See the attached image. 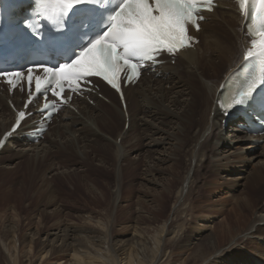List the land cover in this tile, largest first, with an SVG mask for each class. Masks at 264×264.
I'll return each instance as SVG.
<instances>
[{
  "label": "bare ground",
  "instance_id": "1",
  "mask_svg": "<svg viewBox=\"0 0 264 264\" xmlns=\"http://www.w3.org/2000/svg\"><path fill=\"white\" fill-rule=\"evenodd\" d=\"M210 18L212 20L204 24V29L200 34L202 43L199 48L182 53L175 65L166 63L158 67L155 73L159 77H156L155 80L146 76L138 85L129 87L126 90L127 113L123 111L120 104L119 106L116 104L115 94L111 90H107L112 100L110 106L114 109H107L105 107L106 103L102 99L96 100L97 107H93L86 102H80L78 114L72 110H67L59 119V124H57L58 119L55 120L56 125L50 127L49 132L53 130L57 137L61 136V138L65 139L61 144L52 142L61 157L60 159L70 162L71 165H74L73 167H84L83 171L80 170L83 174L79 178V182L74 181L77 189L86 182L84 185L87 187L88 194L94 195L93 206L100 207L109 213L105 218L97 216L98 211H90V206L85 204L79 208L83 212V217L92 221L89 223L94 222L98 225V228L88 226L89 224L85 226H83L84 224L77 226L67 225L59 233H48L45 239L35 238L36 234L44 231L45 227L39 229L37 233L34 232L33 234L22 236L19 226L5 225L1 232L0 240L11 258L12 256L16 257L17 250L20 251L28 247V262L30 264L34 263L33 258L36 257H41V264H58L69 254L71 255L70 259L65 261V263L69 261V264H173L176 257L181 258L183 255L185 257L182 258L181 264H187L191 260L199 264H210L208 260L211 256L218 253L223 240L212 241V237H209L196 248H192L193 239L187 238L188 235L185 229L187 227H184L183 222L178 218L181 213H187L192 209L191 206L187 207L185 203L190 198L191 193L189 192L191 190L194 191L193 188L196 186L198 188L202 186L197 185L200 181H197L195 172L200 170V165L204 164L203 160L208 154L204 152L203 146L213 144L214 139H217V142L213 145L220 146L223 143L222 141H224L220 137L224 132L222 121L224 117L217 104L222 94V91L219 92V86L240 59V41L237 39L238 32L235 29L236 15L231 10L220 9ZM167 84L170 85V91H167L164 87ZM18 96L19 93H16L15 101H18ZM171 107H175V110H171ZM140 114H144L145 117H151L153 121L149 122L146 119H142L139 116ZM0 118L1 136L9 129L13 120V112L3 95H0ZM121 122L123 126L128 124L127 131H123V128L119 129ZM230 123L232 125L231 130H234V133L236 132L235 135L232 134L233 138L236 139L235 141H258L264 138V136H240L239 132L246 133L239 126L242 121L231 120ZM115 127L118 129L115 131L114 142L110 145L105 134L109 131H114ZM33 128H36L33 118L24 121L20 130L7 142L0 155L11 143L18 147L16 154L24 156L27 151L32 150L24 146L30 145L32 139L28 135L29 130ZM132 131H135L137 139L142 137L150 138L151 142L149 143H154L157 147H164L168 143L171 144L170 140H176L177 144H172L170 147L165 146V148L172 150L171 154L177 156L171 158L173 160L172 170L177 169V158L188 144L191 145L189 155H191V160L195 162L193 173L189 170L184 177L168 180L169 182L164 185L159 195L152 200V206H146L140 202V210H146L147 215L140 213L138 222L146 225L157 224V228L153 229V234L151 235L153 244L150 246L145 240L142 241L134 235L132 239H114L111 238L112 236L110 237L108 231L111 226L113 227L114 222H118L119 217H115L116 219L111 221V208L108 206L111 201H108L112 199V195L109 196L100 183L93 181L89 177V171H95L94 158H91V154L103 163H109L113 160L112 164L116 168L118 160L111 153L113 150L112 146L117 153V159L120 158L119 153L124 148L122 157L123 160H126V164H122L119 167L121 175L117 182L119 196L115 199L122 201L125 198L122 195L125 190L123 176L126 171L133 170L139 165V161L135 158L131 159L130 155L132 151H138L139 147H141H138V142H132L126 146L123 144L127 142L125 140ZM156 134L161 137L156 138L154 136ZM120 137L121 145H118L117 141ZM128 139L130 140V138ZM219 139H222V141ZM52 148L45 150L43 152L44 155L33 162L32 158H28V163L32 167L29 174V184L25 186L26 182L22 180L20 187L16 190L13 189L15 192L12 190L13 193H10V197L7 200L18 201L21 199L24 201V199H27L29 201L28 212L36 208L34 203L38 200L48 198L51 201L47 202L46 205L51 203L55 205L57 199L54 197L55 195L56 197H61L59 195L61 190L53 184L54 181H51L54 177L48 180L43 174H36L38 160H41L40 165H44L43 160H45L47 154L54 151ZM219 148L221 149L222 147ZM64 151H68L69 155L65 156L63 154ZM216 154L218 153L216 152ZM227 159L226 157L227 164L222 160H216L214 170L218 172L231 171L229 167H226L231 161ZM61 160L59 161L60 163ZM165 160V157L158 159L161 163ZM50 166H46V169H50ZM75 170L77 169H74V171L69 170V172L64 173L63 177L68 181H72L78 175ZM148 172L152 173L151 170H148ZM241 179L245 180L242 192L245 195V199L239 204V208L244 220V227L246 228L243 231L235 232L231 236L234 237L242 233V236L236 239V244H244L249 237L264 236V165L255 167L247 177H242ZM82 180L86 181L82 183ZM147 180L149 182L152 181L151 179ZM239 184L238 182L237 185ZM42 188L44 189L41 190ZM96 190L100 191L101 198L96 196ZM11 194L13 195L11 196ZM192 198L195 199L194 196ZM169 201L173 203L172 208L167 205ZM121 207L120 204L117 205V212L121 210ZM62 210L63 208L60 207L52 212H48L45 209V211L41 212L42 219H58L62 214ZM83 217L80 218L84 220ZM170 217L172 219L168 223ZM139 231L137 230V232ZM233 245L227 251H223L224 253L220 256L223 255L225 260H227L233 251L231 250ZM254 255L257 264H260L261 261L264 262L263 253L255 252ZM245 258L247 259L246 255H244L243 260Z\"/></svg>",
  "mask_w": 264,
  "mask_h": 264
},
{
  "label": "rangeland",
  "instance_id": "2",
  "mask_svg": "<svg viewBox=\"0 0 264 264\" xmlns=\"http://www.w3.org/2000/svg\"><path fill=\"white\" fill-rule=\"evenodd\" d=\"M164 87L167 91H170L171 89L170 85L168 84L164 85ZM115 102L119 106V102L118 100H116V97ZM105 103L107 104H105V107L107 109H114L106 101ZM93 107H97V105ZM174 108L175 107H171V110H175ZM139 116L149 122L153 121L151 120V117H145L144 114H140ZM59 123L60 122L58 121V124ZM53 125L55 126V123ZM122 128L124 129L123 131H127L128 124H125L123 126V123L121 122V126L119 125V129ZM231 128L232 125L230 122L227 125L223 126L224 132L221 136H219L224 141H222V139H219L223 142L220 146L213 145L215 142H217V139L213 140V144L203 146L204 152L208 154H206V158H204L203 160L204 164L200 165V170L198 172L196 171L197 173L195 172V176L198 179L197 181H200L197 185L202 186L199 188L196 186L197 188H193L194 191L191 190V192H189L191 193L190 198L187 199L185 203L187 207L191 206L192 209L187 213H181L178 218L183 222L184 227H187L185 228L188 235L187 238L193 239V245L191 246L192 248H196L199 244H202L209 237H212V241L223 240V242L221 243V249L216 255L211 256V258L208 260L210 264H257L254 253L261 252L264 254V236L252 238L249 237L246 242H244V244L235 243L236 239L239 238V236H242V233L239 235H235L234 237L231 236L235 232L240 230L243 231L246 228L244 227V220L239 208V204L243 201V199H245V195L242 194L245 180L241 178L247 177L255 167L264 165V141H235L236 139L233 138L232 134L235 135L236 132L234 133V130H231ZM117 129L118 128L115 127L114 131L112 130L105 134L110 145L114 142V138L116 136L115 131H117ZM135 134V131H132L128 137L130 138V140L127 138L125 140L127 142L123 143L126 146L127 144H130L132 142H138V147H141H139L140 149H138V151L131 152V159L135 158L137 161H139V165L133 170H129L128 172L126 171L125 175L123 176V180H125L126 182L124 181L125 190L122 194L125 198L122 201L115 198L119 196V188L117 185V182L121 176L119 167L122 164H126V160H123L122 157L124 148L121 149V152L119 153L120 158L117 159V153L115 151V148H113L112 146L113 150L111 153L113 157L118 160L116 168L115 165L112 164L113 160L109 163H103L93 154H91V158H94L93 163L95 165V171H89V177L93 181L100 183L102 185L101 187L105 190L106 193L108 192L107 194L109 196L112 195V199H110V197L108 196V198L110 199L108 202L111 201L110 205H108L111 208V221H114L116 219L115 217H119L117 220L118 222H114L113 227L111 226L110 230L108 231L110 237L112 236L111 238L114 239H132L134 235L136 236V238H139L142 241L145 240L148 246H150L151 244H153L151 235L153 234V229L155 230L157 228V224L146 225L138 222V215L140 213L143 215H147L146 210H140V202L144 203L146 206H152V200L159 195L164 185L169 182L168 180L176 177H184L186 175V172L189 170H191V172L193 173L195 170V162L191 160V155H189V149L191 148V145L188 144L189 146L187 145L184 151H182L180 156H178L177 158V169L172 170L171 165L173 163V160H171V158L177 156L171 154L172 150L165 148V146L167 145L166 147H170L172 144H177L176 140H170L169 142L171 144L168 143L164 147H157L154 143H149L151 142L150 138L142 137L137 139V136ZM239 135L244 136L247 134L239 132ZM154 136L156 138L161 137L157 134ZM120 140L121 137L117 141L118 145H121ZM64 141L65 139L61 138V136L57 137L52 130L50 132V135L46 136V138L41 139L40 142L31 141L29 146H24L28 149H32L30 151H27V154H25L24 156L16 154L18 147H16L13 143L8 144V148H6L0 155V238L1 232L5 225H14L15 227L19 226L22 236H27L29 234H33L34 232L37 233L39 229H43L45 227L43 229L44 231H42L43 233L38 232V234H36L35 238L40 239H45L48 233H59L60 230L64 229L67 225L77 226L84 224L83 226H85L89 224L88 226L98 228V225H96L94 222L89 223L92 221H89L83 217V212L79 208L83 207L85 204H88L90 206V211H98L97 216L105 218L106 215H108L109 212L104 211V209L102 210V208L100 207L97 208L93 206L92 201H94V195L88 194L87 187L84 185L86 183V180H82V183H85H83L80 188L77 189L75 182H79V178H81L83 174L82 171L84 167H73L74 165H71L70 162L68 163L60 159L61 157L59 156V153H57L56 148L52 144V142H58L59 144H61ZM41 142L42 144L40 145ZM53 146L54 148H52ZM219 147L222 148L220 149ZM48 148H52L54 149V151L47 154L45 160H43L44 165H40L41 160H38V170L36 171V174H43L44 177H46V179L48 180H51L52 177H54V179L51 181H54L53 184L56 187L58 186L57 188L61 190L59 191V195L61 197H56L55 195L54 198L57 199L55 205L52 203L46 205L47 202L51 201V199L49 200L48 198L44 199L45 201L38 200L34 203V205L36 204V208L31 209L32 211L28 212L27 209L29 208V201L27 199H24V201H22L21 199H19L18 201L7 199L10 197V193H13V189L16 190L18 189V187H20L22 180L26 182H24L25 186L29 184V174L32 170V167H30L28 163V158H32L33 162L34 160L43 156V152H45V150H47ZM154 149L157 151H155ZM216 152L218 154H216ZM63 154L65 156H68L69 152L64 151ZM34 156L35 158H33ZM161 157L166 158L163 163L158 161V159ZM226 157L228 158L227 160H231L229 162V165L226 166L229 167L231 171L218 172L217 170H214L216 160H222L223 162H225V164H227ZM60 160L61 163L59 162ZM46 166H50L51 168L47 170ZM73 168L77 169L75 171L76 173H78V175L74 177L72 181H68L65 177H63L64 173L69 172V170L74 171ZM148 170H151L152 173L148 172ZM59 175L60 177H58ZM201 178L203 179V181H201ZM31 179L33 180L32 176ZM146 179H151L152 181L149 182L148 180L146 181ZM227 181L230 183H228ZM225 182L227 183L225 184ZM238 182L240 183L239 185H237ZM85 187L86 189H84ZM43 189L44 188H42L41 190ZM95 194L97 197L101 198L100 191L96 190ZM12 195L13 194H11V196ZM191 196H194L195 199H193ZM118 204L122 206L119 212H117L116 209ZM167 205L169 208L173 207V203L171 201H169ZM59 207L63 208V210L61 216L58 219H42L41 212L43 210L45 211L46 209V211L52 212ZM124 210L126 211L124 212ZM80 217H83L84 220ZM120 217L122 218L120 219ZM127 217L128 219H126ZM171 219L172 217H170L168 223L171 221ZM137 230L140 231L137 232ZM232 245L233 249L231 250L233 251L228 256V258L226 257L227 260H225V257H223V255H220L224 253L223 251H227L228 249H230ZM28 252L29 248L25 247L20 251L17 250V258L15 256H12L11 258L10 255H8V253L5 251V248L3 247V244L0 240V264H30V262H28ZM244 255L247 256V259L245 258L243 260ZM70 256V254L68 256H65V258L62 259V261L58 264H69V261H67V263H65V261L70 259ZM183 257H185V255H183L181 258L176 257L173 264H181ZM33 262V264H41V257L33 258ZM187 264L199 263L191 260ZM260 264H264V262L261 261Z\"/></svg>",
  "mask_w": 264,
  "mask_h": 264
},
{
  "label": "snow or ice",
  "instance_id": "3",
  "mask_svg": "<svg viewBox=\"0 0 264 264\" xmlns=\"http://www.w3.org/2000/svg\"><path fill=\"white\" fill-rule=\"evenodd\" d=\"M102 2L103 0H95V3ZM108 2L110 7L100 8L93 6V0H72L74 5L88 6L79 10L78 18L69 30V34L74 37L73 43L57 46L51 37L45 38L44 41L48 47L59 52L66 62L57 64L49 60L34 61L35 67L43 68L45 73L43 77H34L32 67L28 68V100L24 104V110L18 113L13 131L30 115L29 105L38 95L44 94L46 98L39 111L44 113L49 108L54 111L55 101H47V93L50 92L61 104H65L67 103L63 97L65 89L81 92L90 86L92 77L101 78L123 99L121 73L125 72V82L131 83L138 77L146 62L159 63L158 57L165 54L175 55L180 49L190 46L194 42V37L189 34V25L199 31V21L205 18L201 15L202 10L211 11L213 8V0H108ZM238 2L241 14L250 21L248 32L252 37V46L245 53L244 60L247 62L259 57L260 61L244 87L238 92V96L228 105L229 110L235 106H246L256 90L264 85V0ZM85 24L89 33L99 31L100 27H103V31L95 38L89 36L87 40L82 39ZM60 33L61 31L56 32ZM49 64L52 66H47ZM0 77L5 78L15 89L17 83L23 79L24 73L0 70ZM261 107L264 108V103H261ZM3 143L4 141L0 140V145Z\"/></svg>",
  "mask_w": 264,
  "mask_h": 264
}]
</instances>
